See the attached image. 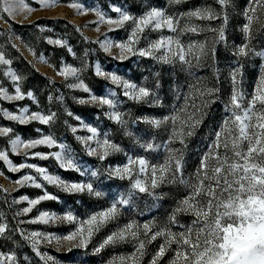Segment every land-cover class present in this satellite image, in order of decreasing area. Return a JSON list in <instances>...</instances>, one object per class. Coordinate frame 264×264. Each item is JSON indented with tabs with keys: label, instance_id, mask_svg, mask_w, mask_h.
<instances>
[{
	"label": "snow or ice",
	"instance_id": "obj_1",
	"mask_svg": "<svg viewBox=\"0 0 264 264\" xmlns=\"http://www.w3.org/2000/svg\"><path fill=\"white\" fill-rule=\"evenodd\" d=\"M62 0H34L39 8L30 7L25 0H0V19L8 22L9 19L24 14L28 19L30 14L38 10H49L61 6ZM186 0H169L170 4H181ZM220 10L215 8L198 7L181 14L173 16L162 8H147L139 16H134L120 7H112L111 11L117 15L112 18L99 8L88 9L80 0H68L63 5L74 10L76 15H87L91 12L97 17L94 31L100 33L101 25H108V31H116L128 26L127 39L114 42L105 35L99 43L101 49L111 54L113 48L118 49V55L114 58L121 61L131 56H139L152 59L158 64L179 65L182 70H191L203 65L214 66L216 59V46L226 42V28L229 23L227 9L231 6V0H215ZM3 14H6V18ZM243 15L246 22L241 31L245 42L236 46L233 55L239 58L248 57L250 54L264 59V51H255L251 46L254 33L264 29V0H251ZM220 20L219 26H212L210 22ZM183 21V24H181ZM209 22V23H196ZM167 30L169 35H164ZM43 31V29H41ZM81 32L80 28H76ZM152 32L160 33L159 38L149 39ZM203 33H212L211 38L203 41L190 40L185 43L182 39L185 35L199 36ZM17 39H19L17 37ZM145 46L141 47V41ZM47 43L58 47H67V42L62 39H47ZM13 48L19 50L18 45L12 44ZM69 52L72 49L68 48ZM32 57L41 64H48L43 54L37 56L36 52L29 48ZM87 55V53H85ZM12 61L7 59L4 52L0 51V66H8L3 75L10 79L14 87V94L0 86V100L8 102L28 99L36 102L34 94L29 91L22 92L20 83L23 79L11 68ZM49 67H54L48 64ZM242 67V65H241ZM88 68L87 62L77 68L64 65L56 74L64 78L66 87L81 90L88 93L89 99H80L78 102L98 104L106 106V116L117 125L125 126L127 121L125 114L119 111L120 100L116 99L117 93L111 91L107 96H96L92 94L89 87L81 78V74ZM261 73L254 86L253 93L246 96L241 89L242 72L240 68L230 72L232 90L228 101L224 106L227 113L221 124L213 133L207 151L199 160L195 171L189 178H185L184 151L187 149L188 140L193 137L196 130L203 123L208 114V109L216 102L220 89L215 85L209 86L203 80H197L190 88L189 94L185 96L183 106L174 109L171 114L163 118H145L144 123L154 129L164 128L169 130V139L164 145L166 157L162 163L153 164L144 157H127V162L122 166H109L105 169L109 178L127 180L129 182L128 197H121L112 203L106 210L90 215L81 220L72 212L63 215L40 211L39 214L29 220H21L20 223L28 224H55L68 223L76 225L75 230L63 237L55 234H47L40 231L24 232L20 230L21 237L26 241L36 256L41 260L52 261L54 258L40 251L42 244L57 247H65L67 242L68 251L73 249L87 250L93 237L116 221L120 215L119 206H127L132 196L146 194L154 200L162 199L156 190L162 185H182L188 191L186 195L177 202L176 207L168 216L167 224L159 227L153 223L142 225L135 221L129 222L123 227H118L107 235L103 241L96 246L94 254H99L107 247H116L121 243H134V251L127 256H118L110 259L107 264H142L146 255L147 245L163 238V243L152 256L149 264H159L168 251L173 252L168 264H264V65H261ZM95 75L108 80L112 85L120 88L122 95L135 103H154L159 106L160 102L155 98V92L151 89L138 86L124 79L122 76L105 72L99 64L95 65ZM216 83H219V70L213 67ZM158 86V85H157ZM50 101L52 97L48 98ZM59 99H63L60 97ZM0 114L7 120L26 125L33 121L42 125L51 126L56 122L57 114L50 112H29L27 107L21 108L17 113L0 109ZM69 116L73 113L68 112ZM80 121L81 129H86L90 134L79 136L77 127L68 125L77 141L83 146L88 156L96 157L103 162L110 156L122 151L119 145L112 142L107 136L101 134L95 127L84 124L80 117L74 116ZM67 123V122H65ZM12 129L0 127V137H9L8 143L13 154L19 155L24 150L27 159L39 158L42 160L52 158L58 166L65 171L78 172L80 176L88 175L87 170H81L71 154L67 145L58 142L51 134L41 135L39 138L23 140L21 137H10ZM39 132L40 130L37 129ZM127 135H132L130 132ZM139 143V141H137ZM179 144L180 147H169ZM46 147L49 152H32V149ZM145 151H154L158 146L153 143L140 144ZM0 161H3L11 172H19L22 169H31L37 175L25 174L14 183L16 191L21 187H34L43 189L45 184L54 185L68 194H85L94 197H102L103 193L98 191L91 181L69 182L57 175L50 174L46 168L31 163L13 164L7 151H0ZM2 174V173H0ZM91 177L98 176V171H91ZM42 181V182H41ZM0 191L8 194V190L0 186ZM58 198L47 191L35 199L22 196L14 199L12 203H27V207L15 212V216H27L42 201L57 200ZM186 215L193 217L191 225L185 227L184 231L173 232L171 225L178 224V216ZM181 227H184L181 225ZM155 229V230H154ZM9 225L0 222V239H11ZM175 245V248L172 246ZM0 264H19L15 252L0 251Z\"/></svg>",
	"mask_w": 264,
	"mask_h": 264
},
{
	"label": "rangeland",
	"instance_id": "obj_2",
	"mask_svg": "<svg viewBox=\"0 0 264 264\" xmlns=\"http://www.w3.org/2000/svg\"><path fill=\"white\" fill-rule=\"evenodd\" d=\"M25 2L28 3L30 7L39 8V5L34 3V0H25ZM67 2L68 0H62L61 6L59 7L49 10L34 11L30 14L28 19H24V14L17 16L15 20L9 19L8 22H5L4 19H0V51L4 52L6 58L12 61L11 68L18 75L22 73L29 77V71H26L22 63V59H24L36 71L46 74L51 80L63 85V96L60 97H65L70 102H76L80 99L88 100V93L66 87V83H70L72 80L66 82L63 77L56 74L59 69L55 70L53 67H49L48 64L38 63L32 57L29 52V47L24 42L23 37H30L38 30L36 27L26 28L24 26L31 24L42 17L62 18L80 26L89 40L103 41L105 39L104 34L106 33L107 37L114 42H120L127 39L128 26L109 32L107 30L108 25L105 24L101 25L100 33H97L94 31L96 24L90 23L96 21L97 17L91 12L83 16L76 15L74 10L63 6ZM80 2L88 9L99 8L112 18H115L117 15L115 12L111 11L112 7H120L134 16H139L150 7L162 8L168 14L173 16H180L181 14L198 7L211 6L217 11L220 10V6L215 3V0H186V2L179 5L170 4L169 0H80ZM250 2L251 0H231V6L227 9L229 23L225 32L226 42H221L216 46L217 54L214 66L206 64L194 67L189 71L182 70L179 65L175 67L171 65H162L152 59L139 56H131L130 58L121 61L114 58L118 55V49L113 48L112 53L109 54L101 49L99 43H95V47L100 49L101 52L111 60H109V64H103L97 57H95V63L92 68L94 79L87 74V79H90L92 83V87H88L92 94L96 96H107L111 91L117 93V97L115 98L121 101L119 104V111L125 114L124 119L127 121V124L123 127L107 118L105 114L107 111L106 106L101 107L98 104L84 103L87 104L84 115L80 116L73 114V116H69L67 114L69 111L66 110L65 101L59 99L60 97L57 101L55 100V102L53 99L50 101L48 98L49 96L52 97L51 94L46 95V103L42 106L39 104L37 93L35 94L31 89L23 91V81L20 83L22 92L26 94L31 91L36 98V102L28 99L26 95L25 99L19 101L8 102L6 100H0V109L12 113H17L19 109L24 107H27L30 113L42 112L48 114L50 112H55L57 114L56 122L51 126L42 125L36 121L21 125L5 119L3 115L0 114V127L11 128L13 130L12 133H10L11 138L19 136L25 141L39 138L42 134L53 135L58 142L67 145L81 170H87L89 174L86 176H80L78 172L70 170L65 171L61 169L57 162L52 158L45 160L39 158L27 159L24 156V150H22L19 155L13 154L8 143L9 137H0V151H7L13 164H35L46 168L50 174L57 175L69 182L91 181L94 187L103 193V196L99 198L89 196L87 193L68 194L54 185L47 184H45L43 189L26 186L21 187L16 191L15 189L17 188V185L14 183L15 180L25 174H31L34 176L37 174L33 170L27 168L22 169L19 172H11L8 170L7 165H5L3 161H0V173H2L0 174V186L8 190V194L0 191V222L7 223L11 230L9 233L11 239H0V251L15 252L19 264H45V261L36 256L30 245L22 239L20 230H23L26 233L40 231L63 237L74 231L76 225L68 223L47 225L39 223L28 224L20 223L21 220L32 219L36 217L40 211H48L58 215L72 212L79 219L84 220L96 212L106 210L112 203L116 202L122 196L127 198L130 190L129 182L127 180L121 181L119 179L109 178L105 169L109 166H122L127 162L128 156L143 157L142 153H149V155H152L154 160L151 163H162L167 155L164 145L168 142L169 130H165L164 128L154 129L150 125L144 123L143 120L145 118L160 119L168 116L174 109L184 105V98L189 94L191 86L196 84L197 80H203L209 86L215 85L220 91L216 102L208 109V114L203 120V123L196 130L195 135L188 140L187 149L184 151V176L185 178H189L195 171L201 155L207 151V148L213 139V133L218 130L219 125L227 115L224 111V106L227 103L232 90L229 75L230 72L234 69L240 68V71L242 72L240 87L246 96L250 97L261 73V65H264V59H261L254 54L239 59L233 55L236 46L245 42L244 34L241 31L246 22L243 12ZM3 15L6 18V14ZM196 23L203 24L209 22L197 21ZM210 23L215 27L219 26L221 21L216 20ZM181 24H183V21H181ZM48 31L50 34L52 33L51 28H48ZM163 34L169 35L170 33L165 30ZM159 35L160 33L152 32L149 34V39H157L159 38ZM212 35V33H203L199 36L189 34L182 37V39L185 43L190 40L203 41L206 38H211ZM17 37L19 39H17ZM39 38L40 35L36 39ZM42 38L46 44H48V38L57 39L50 35H46ZM13 43L18 45L19 50L12 47ZM35 45L39 46L41 44L36 42ZM140 46H145L143 40L141 41ZM251 46L255 51H264V29L257 28ZM96 64H99L105 72L116 73L138 86H144L151 89L156 94L154 99H157L160 102L159 106L154 103H135L128 100L122 95L120 88L112 85L108 80L95 75L94 68ZM64 65L69 64L64 63L61 67ZM7 67L8 66H0V86L6 88L9 94H14L12 82L9 78L3 75V72ZM213 67L219 70V83H216L215 81ZM74 116L80 117V120H82L84 124L95 127L101 134V137L107 136L112 142L119 145L122 151L110 156L103 162L99 161L96 157L88 156L84 150V146L76 140L75 135H73L68 127V125H72L80 129L76 135H90L86 129H81L80 121L74 119ZM37 129L40 131L38 132ZM127 132H130L132 135H127ZM147 133L149 143L158 146L154 151H145L144 148L140 147V144H144L141 138H143L144 134L147 135ZM137 141H139V143H137ZM169 147L179 148L180 145L172 144L169 145ZM56 150L57 149L49 150L48 148L41 146L32 149L31 151L49 152ZM94 170L98 171V176L95 178L90 175V172ZM44 191L56 196L58 199L42 201L27 216H15V212L28 205L26 202L14 204L12 203L14 199H19L22 196H28L30 199H35L40 195H43ZM187 191L188 190L182 185L166 184L156 190L158 195L162 194V199L154 200L146 194L132 196L131 201L127 206H119L120 215L118 219L96 234L88 245L86 251L81 249L68 251L67 242H65V247H57L55 243L52 245L42 244L40 246V251L52 256L55 264H107V262L113 257L121 255L127 256L134 251L133 242L121 243L116 247H107L99 254H94L93 249L112 231H115L118 227H123L132 221H135L140 225L155 222L159 227L165 226L168 221V216L176 207L177 202L186 195ZM177 219L179 223L170 226L173 232L184 231L185 227L191 225L193 217L180 215ZM181 225L184 227H181ZM161 243H163V238H158L156 241L147 245L146 255L143 258L142 264H149L152 256L158 250ZM172 247L175 248V245ZM172 256L173 252L171 250L168 251L164 258L159 261V264H168V261ZM47 264H53V262L48 261Z\"/></svg>",
	"mask_w": 264,
	"mask_h": 264
},
{
	"label": "trees",
	"instance_id": "obj_3",
	"mask_svg": "<svg viewBox=\"0 0 264 264\" xmlns=\"http://www.w3.org/2000/svg\"><path fill=\"white\" fill-rule=\"evenodd\" d=\"M24 27H36L38 31L35 30L37 32L30 37H23L24 42L29 48L36 52L37 56L43 54L47 59L48 64L53 65L55 70L60 69L64 63L80 68L85 62H87L88 68L81 74V78L89 87H92V83L90 79H87V74L94 79L92 68L95 63V57H97L103 64H109V60H111L108 56H105L100 49L95 47L94 41L87 39V35L83 32L80 26L75 25L67 19L42 17ZM48 28H51V34L49 33ZM76 28H80L81 32H77ZM41 29H43V31H41ZM39 35L40 38L36 39ZM46 35L66 41L67 47L46 44L42 38ZM36 42H39L41 45L36 46ZM69 47L72 49V52L68 51ZM85 53H87V55H85ZM22 63L26 71H29V77L20 73V76L25 79H22V89L23 91L31 89L35 94L37 93L40 105H45L47 94L52 95L54 102L55 100L57 101L60 96H63V85L61 83L51 80L46 74L39 73L24 59H22ZM63 101H65L66 110L69 112L80 116L85 114L87 104H81L78 101L70 102L65 97H63ZM141 139L144 144L149 143L148 133L147 135L144 134ZM142 156L147 159L149 158L150 160H148L150 162L154 160L149 153H142Z\"/></svg>",
	"mask_w": 264,
	"mask_h": 264
}]
</instances>
